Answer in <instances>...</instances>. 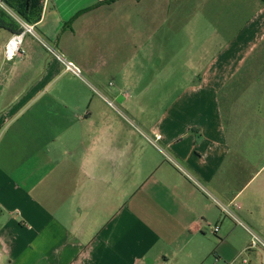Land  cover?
Instances as JSON below:
<instances>
[{
  "label": "crops",
  "instance_id": "crops-1",
  "mask_svg": "<svg viewBox=\"0 0 264 264\" xmlns=\"http://www.w3.org/2000/svg\"><path fill=\"white\" fill-rule=\"evenodd\" d=\"M42 1L81 77L0 16V264H264L149 141L264 241V0Z\"/></svg>",
  "mask_w": 264,
  "mask_h": 264
},
{
  "label": "built area",
  "instance_id": "built-area-1",
  "mask_svg": "<svg viewBox=\"0 0 264 264\" xmlns=\"http://www.w3.org/2000/svg\"><path fill=\"white\" fill-rule=\"evenodd\" d=\"M0 9L7 13L20 27V32L14 33L8 44L6 45L4 56L9 62H13L17 58H23L25 51L23 49V42L26 35H32L37 41L48 51V53L55 58L63 66L65 72L71 73L75 76L81 77L80 68L72 61L64 58L59 52L49 43L43 40L35 31V26L26 22L17 12L10 8L3 0H0ZM113 106V103H110ZM149 141L165 156L178 171H180L192 184L201 190L207 197H209L221 210L223 215L230 218L237 225L243 227L248 231L251 237L250 248H261L264 250V241L239 218L232 206L226 205L217 200L189 171H187L180 163L166 153L160 145L161 136L149 138ZM215 233L219 231V227L214 229Z\"/></svg>",
  "mask_w": 264,
  "mask_h": 264
},
{
  "label": "trees",
  "instance_id": "trees-1",
  "mask_svg": "<svg viewBox=\"0 0 264 264\" xmlns=\"http://www.w3.org/2000/svg\"><path fill=\"white\" fill-rule=\"evenodd\" d=\"M10 8L18 13L26 22L34 24L40 21L43 10V1L42 0H3ZM116 0H106L103 3H110ZM6 15L12 21V27H15L13 30L14 33L20 32L19 25L3 10L0 9V16ZM0 26H3L0 23ZM4 27V26H3ZM11 27V28H12Z\"/></svg>",
  "mask_w": 264,
  "mask_h": 264
},
{
  "label": "rangeland",
  "instance_id": "rangeland-1",
  "mask_svg": "<svg viewBox=\"0 0 264 264\" xmlns=\"http://www.w3.org/2000/svg\"><path fill=\"white\" fill-rule=\"evenodd\" d=\"M248 227V226H247ZM250 228V227H249Z\"/></svg>",
  "mask_w": 264,
  "mask_h": 264
}]
</instances>
